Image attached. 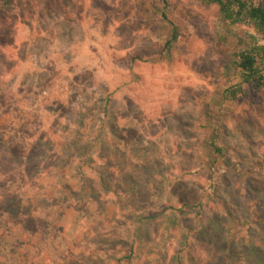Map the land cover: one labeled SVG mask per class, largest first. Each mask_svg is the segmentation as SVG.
Wrapping results in <instances>:
<instances>
[{
	"label": "rangeland",
	"instance_id": "rangeland-1",
	"mask_svg": "<svg viewBox=\"0 0 264 264\" xmlns=\"http://www.w3.org/2000/svg\"><path fill=\"white\" fill-rule=\"evenodd\" d=\"M168 3L0 0V264H264V36Z\"/></svg>",
	"mask_w": 264,
	"mask_h": 264
},
{
	"label": "trees",
	"instance_id": "trees-1",
	"mask_svg": "<svg viewBox=\"0 0 264 264\" xmlns=\"http://www.w3.org/2000/svg\"><path fill=\"white\" fill-rule=\"evenodd\" d=\"M216 5L221 20L231 26L246 25L251 27L258 35L264 36V2L254 4L248 0H202ZM163 9L169 6L168 0H159ZM254 39V38H253ZM170 47V43L166 44ZM136 59H133V61ZM236 71L239 83L231 88L233 92H241L245 86L254 92L264 91V46L257 40H252L239 50L231 63ZM216 135L207 142L212 155L222 158L225 150L216 144ZM215 158V159H217Z\"/></svg>",
	"mask_w": 264,
	"mask_h": 264
}]
</instances>
